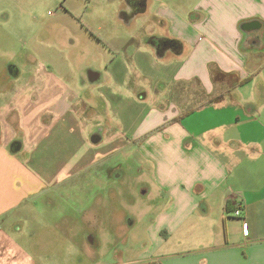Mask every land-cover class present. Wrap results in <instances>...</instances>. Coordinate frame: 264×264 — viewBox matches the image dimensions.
<instances>
[{
    "label": "crops",
    "instance_id": "obj_1",
    "mask_svg": "<svg viewBox=\"0 0 264 264\" xmlns=\"http://www.w3.org/2000/svg\"><path fill=\"white\" fill-rule=\"evenodd\" d=\"M137 1L123 2L126 25L149 12L151 0ZM194 11L160 5L152 20L158 29L141 42L136 30L92 33L91 45L103 42L105 55L77 79L43 63L26 67L12 107L0 106V116L14 123L0 128V213L51 183L26 156L30 126L50 146L132 142L157 156L156 180L168 193L144 264H264V123H256L264 115V0H200ZM162 40H179L181 52ZM161 81L169 88L157 87ZM99 114L104 120H94ZM17 137L13 151L9 142ZM87 158L63 156L58 171L69 176L97 162ZM236 208L241 231L227 218Z\"/></svg>",
    "mask_w": 264,
    "mask_h": 264
},
{
    "label": "rangeland",
    "instance_id": "obj_2",
    "mask_svg": "<svg viewBox=\"0 0 264 264\" xmlns=\"http://www.w3.org/2000/svg\"><path fill=\"white\" fill-rule=\"evenodd\" d=\"M199 1L151 0L148 13L126 25L124 0H0V72L10 60L23 73L43 63L56 75L77 79L105 55L103 42L91 45L95 43L92 33L136 30L139 38L133 36L141 42L143 34L158 29L152 20L160 5L194 11ZM72 33L84 48L73 46ZM85 85L81 90L89 94L91 84ZM158 85L169 88L165 81ZM95 102L99 113H105V99ZM257 118L258 125L264 123V115ZM94 120L104 119L99 114ZM32 127L29 140L33 143L26 156L33 157L36 171L49 173L51 183L0 213V264H144L143 251L155 234L154 222L168 203V193L156 180L153 151L144 149L143 155L132 142L123 147L98 144V148L85 143L44 145ZM93 155L97 162H83L69 176L58 171L57 160L63 156L90 160ZM232 213L227 218L240 222L241 231L242 219Z\"/></svg>",
    "mask_w": 264,
    "mask_h": 264
},
{
    "label": "flooded vegetation",
    "instance_id": "obj_3",
    "mask_svg": "<svg viewBox=\"0 0 264 264\" xmlns=\"http://www.w3.org/2000/svg\"><path fill=\"white\" fill-rule=\"evenodd\" d=\"M146 0H138L137 4L145 3ZM136 8V7H135ZM164 43H162L163 45ZM22 69L13 61H7L5 63L4 70L0 72V106L12 107L13 99L16 93V82L25 77ZM4 124L13 125L14 123L7 120L6 117L0 116V128ZM17 137L9 142L13 151H16L19 147L21 140Z\"/></svg>",
    "mask_w": 264,
    "mask_h": 264
},
{
    "label": "trees",
    "instance_id": "obj_4",
    "mask_svg": "<svg viewBox=\"0 0 264 264\" xmlns=\"http://www.w3.org/2000/svg\"><path fill=\"white\" fill-rule=\"evenodd\" d=\"M150 42L151 43H155L156 44V39H154V38H151L150 39ZM162 42L165 44V43H167V44H169V46H171L173 49H175L176 50V52H181V50H182V43L179 41V40H166L165 42L162 40ZM164 46H162L161 47V49L163 48ZM163 50V49H162ZM159 53H161V50L159 49V51H158ZM248 80H250V78H247L246 80H245V82L246 81H248ZM192 109H190V110H188V112H190ZM97 139L96 138V135H93V139Z\"/></svg>",
    "mask_w": 264,
    "mask_h": 264
},
{
    "label": "water",
    "instance_id": "obj_5",
    "mask_svg": "<svg viewBox=\"0 0 264 264\" xmlns=\"http://www.w3.org/2000/svg\"><path fill=\"white\" fill-rule=\"evenodd\" d=\"M257 24H258V22H251V23H249L248 25H256L257 26ZM94 73H90V78L92 79L93 77H94V75H93ZM100 140V139H99ZM90 239H91V236H90ZM92 240V242H93V239H91Z\"/></svg>",
    "mask_w": 264,
    "mask_h": 264
},
{
    "label": "built area",
    "instance_id": "obj_6",
    "mask_svg": "<svg viewBox=\"0 0 264 264\" xmlns=\"http://www.w3.org/2000/svg\"><path fill=\"white\" fill-rule=\"evenodd\" d=\"M233 213H234L235 216H239V215L241 214V210H240V208H236V209H234V210H233Z\"/></svg>",
    "mask_w": 264,
    "mask_h": 264
}]
</instances>
